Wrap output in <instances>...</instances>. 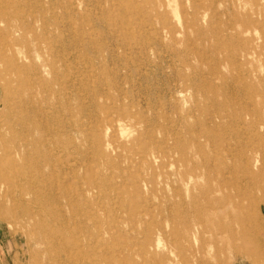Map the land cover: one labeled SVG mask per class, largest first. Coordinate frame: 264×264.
Returning <instances> with one entry per match:
<instances>
[{"label":"rangeland","instance_id":"1","mask_svg":"<svg viewBox=\"0 0 264 264\" xmlns=\"http://www.w3.org/2000/svg\"><path fill=\"white\" fill-rule=\"evenodd\" d=\"M81 71L100 94L66 88ZM0 138V264H264V0H0Z\"/></svg>","mask_w":264,"mask_h":264},{"label":"bare ground","instance_id":"2","mask_svg":"<svg viewBox=\"0 0 264 264\" xmlns=\"http://www.w3.org/2000/svg\"><path fill=\"white\" fill-rule=\"evenodd\" d=\"M197 1V0H196ZM237 2H247V0H235ZM247 6V5H246ZM76 7V6H75ZM215 10V9H214ZM161 12V11H160ZM237 12V11H235ZM176 14V13H175ZM207 14V13H206ZM237 14V13H236ZM218 17V16H217ZM235 21V20H234ZM237 21V20H236ZM169 23V22H168ZM237 24V28L235 27L236 29V33L237 35H241L242 33L246 32L247 30L250 29V18H242L240 20H238V22L236 23ZM170 26V25H169ZM251 33V32H250ZM249 34V32H248ZM240 37V36H239ZM250 38V37H249ZM246 43H248V41L250 42V40H244ZM40 44V43H39ZM15 45V44H14ZM244 42L240 45V47L238 48V52L236 53V56L237 58H239L240 56L243 58L246 57L247 55V50L244 49ZM67 55V54H66ZM16 56V55H14ZM128 56V55H127ZM78 57V56H77ZM19 58V57H17ZM26 58V57H25ZM79 59V58H78ZM102 59V58H101ZM73 60V59H72ZM70 61V60H69ZM95 63V57H84L82 60H81V64L83 66H87L89 67L90 64H94ZM66 66V65H65ZM120 67V66H119ZM53 68V67H52ZM108 69V68H107ZM115 70V69H114ZM121 71V70H120ZM72 75V74H71ZM89 77H92L91 74H87V73H83L81 71L78 72L77 74H74L72 75L71 77H69V84L66 85V88H70V85H78L77 82H80L82 84H84V86H86L85 88L86 89H89V92H93V95H98L100 94V88L97 87V83H98V79L94 80L96 84H88L90 79ZM58 79V78H57ZM88 79V82H86V80ZM59 80V79H58ZM57 80V81H58ZM84 82H86L87 84H85ZM57 83V82H56ZM113 86V85H112ZM81 88H83V85H81ZM80 88V89H81ZM61 89V88H60ZM58 90V89H57ZM117 91V90H116ZM106 94V93H104ZM89 96V95H88ZM96 98V97H95ZM89 99V97L87 98ZM4 100V99H3ZM110 104V103H109ZM116 105H122L120 103H115L114 107H106V115L105 116H110V115H113V113L115 112H118L120 111L116 109ZM88 109V108H87ZM5 110V109H4ZM122 110V109H121ZM126 113V112H125ZM124 113V114H125ZM80 114V113H79ZM116 114V113H115ZM122 116V115H121ZM125 118V117H124ZM121 120L118 119V118H111L108 122H106L109 126L110 124L114 127V128H117L119 126H121V124L119 123ZM205 136V135H204ZM204 136H198V138L196 139V141L194 142V145H193V149H192V153H196L198 155H201L202 152L204 153V156L206 157L205 159V164H210L211 162H216V156L214 155H211L207 152H205L204 148H203V144L201 142V138H203ZM4 138V136H3ZM9 138V137H8ZM22 138V137H21ZM1 139V138H0ZM5 140V139H4ZM23 140V139H22ZM205 140L208 141L209 138L206 136L205 137ZM13 141V140H12ZM14 143V142H12ZM183 144V143H182ZM8 146V145H7ZM16 146V145H15ZM189 146V145H188ZM182 147V146H181ZM183 148V147H182ZM190 148V147H189ZM145 149V148H144ZM145 154H148V150L144 151ZM10 153H15L16 156H21V153L18 151V149L16 147H13L10 151ZM190 152L186 151L185 149H181L180 147H178V145H173L172 148L170 149V151H160L157 153V159H159L160 161H162V163H164L165 159H168L169 162H170V165L171 167L173 168V172L171 173V175L174 177V176H179L181 175L182 179L184 181H186L187 183H189V180H191L192 177L194 176H198L200 177L201 175L199 174H196V172L194 170H191L189 169V165L192 161V158L189 154ZM151 155V154H150ZM147 156V155H146ZM155 156V155H154ZM258 161V160H257ZM256 161V162H257ZM40 163V162H39ZM24 165V164H23ZM245 170L244 172L245 173H250V169H249V166L248 164H246L245 166ZM252 172V171H251ZM206 176H208V173L206 174ZM189 178V179H188ZM211 180V179H209ZM172 185V184H171ZM173 186H174V193L175 195H178L180 193V191L178 190V188L176 187V185L173 183ZM221 186V185H220ZM186 187V186H185ZM243 187V186H242ZM222 188V187H221ZM244 188V187H243ZM203 194L206 195L207 197V200H206V203H207V206H205V209L202 210V212H198L197 213V216L195 217L194 220H187L185 222V225H184V231L182 232V238L189 243V247H187L189 250L192 251L193 248H195V244L199 241V239L203 238L204 237V234L207 232L208 230V225L206 224L207 222V219L209 218L210 220H214L213 219V216L212 215H217V213L219 214V210H218V204H220V200L215 196V193L217 192V187H215V184L211 183V185H208L207 188H204L202 190ZM181 194V193H180ZM179 194V195H180ZM182 195V194H181ZM53 197V196H52ZM60 200V199H58ZM87 200V199H86ZM225 202V201H224ZM185 203V202H184ZM193 203V202H192ZM195 203V202H194ZM194 203L192 204V206L194 205ZM79 208V207H78ZM173 210H177L178 209V205L175 203L172 207ZM194 209V208H193ZM192 213V212H191ZM178 214V213H176ZM175 214V215H176ZM179 216H180V213H179ZM183 216V214L181 215ZM230 219L232 218V212L229 211L228 215H227ZM184 217V216H183ZM174 220H175V216H174ZM184 221V220H183ZM226 231L227 232H230L232 234V231H233V228L231 226V223L228 224L226 227H225ZM224 229V230H225ZM181 231V230H180ZM176 233V231H175ZM180 234V233H179ZM230 234V235H231ZM232 237H233V234H232ZM60 238L64 241V243L66 244V233L63 234L61 233L60 235ZM158 244V243H157ZM153 248V247H152ZM211 248V247H210ZM199 251L200 252H204L202 246H199ZM196 252V251H195ZM88 254L85 255V259L82 258V261L83 260H86L88 258L87 256ZM90 257V256H89ZM183 257V256H182ZM181 258V257H180ZM79 258H73V262L75 264H77ZM89 260V259H88ZM203 261V260H202ZM90 263V262H89ZM84 264V262H83Z\"/></svg>","mask_w":264,"mask_h":264}]
</instances>
